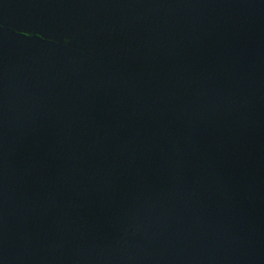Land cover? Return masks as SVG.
<instances>
[{
  "label": "water",
  "instance_id": "obj_1",
  "mask_svg": "<svg viewBox=\"0 0 264 264\" xmlns=\"http://www.w3.org/2000/svg\"><path fill=\"white\" fill-rule=\"evenodd\" d=\"M0 264H264V0H0Z\"/></svg>",
  "mask_w": 264,
  "mask_h": 264
}]
</instances>
